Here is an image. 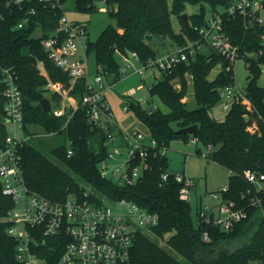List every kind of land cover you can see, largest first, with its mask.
Masks as SVG:
<instances>
[{
	"label": "trees",
	"instance_id": "trees-1",
	"mask_svg": "<svg viewBox=\"0 0 264 264\" xmlns=\"http://www.w3.org/2000/svg\"><path fill=\"white\" fill-rule=\"evenodd\" d=\"M104 2L106 11L116 18L117 23L104 27L95 40L89 39L87 55H94L96 72L103 73L113 84L120 80L122 54L135 51L142 61H146L157 56L151 43L154 39L168 37L178 46L196 40L199 38L196 27L206 22L203 2H208L214 12L220 6L227 8L232 0H171L170 5L168 0ZM195 3H202L201 10L190 14L187 23L183 14L188 4ZM32 7L36 12L28 15ZM76 7L81 11L97 9L95 0H76ZM0 10L3 13L0 18V66L12 67L16 71L23 95L25 131L31 133V126H40L48 134L63 133L69 141V147L60 146L53 150L60 164L43 154L31 140L24 144V176L29 188L51 199L63 200L73 192L84 191L86 187L81 185L82 181L111 201L126 198L157 212L160 216L157 226L137 231L131 250L132 264H264V215L257 206H250V196H243L250 185L243 175L244 170L250 168L264 172V86L257 82L264 64V25L256 21L250 23L241 14L223 15L227 34L239 46L240 58H245L249 64V82L244 90L253 103L258 131L249 129L250 122L244 117L245 107L238 102L232 105L224 119L212 116L211 110L220 102V89L235 82L234 71L227 69L229 62L213 51L198 52L195 58L182 62L171 72H164L163 79L150 85V94L157 96L168 110L159 108L150 112L135 100L128 101V111L136 114L159 146L169 147L176 138L190 141L197 137L196 153L202 154L203 149L210 146V158L230 171L228 190L222 196L247 208L249 217L233 230L224 231L215 225L200 224L198 208L194 214L192 204L180 199L181 184L173 174L162 182L161 174L169 171L166 154H151L148 157L150 168L133 184L119 185L103 177L99 163L107 153L106 138L103 129L90 120L86 108L81 105L86 79H78L72 85L68 73L52 61L41 42L45 35L58 27L63 11L55 12L36 2L25 6L7 4V0H0ZM172 13L180 18L181 32L173 28ZM24 17H28V21L19 28L18 23ZM38 27L42 32L40 36L35 35ZM39 61L44 64L47 75L41 73ZM219 64L222 65L219 72L210 78L212 70ZM1 79L0 68V146L7 134ZM49 79L60 82L80 103L69 120L65 114L58 116L54 113L61 106L63 97L48 90ZM175 80L180 84L178 88L174 86ZM190 88L196 103L192 107L185 100ZM45 97L51 102V113L42 108L41 101ZM125 98L122 95L121 105ZM194 124L198 125L195 133L178 132L180 128ZM90 140L96 148L94 153L90 152ZM68 148L74 149L73 155H67ZM12 206L13 199L3 194L0 183V264H18V242L8 234L5 219ZM253 228L249 240L240 242ZM205 230L209 234L207 239L203 234ZM158 238L166 240V247L160 245ZM46 241L49 244L51 239Z\"/></svg>",
	"mask_w": 264,
	"mask_h": 264
},
{
	"label": "built area",
	"instance_id": "built-area-1",
	"mask_svg": "<svg viewBox=\"0 0 264 264\" xmlns=\"http://www.w3.org/2000/svg\"><path fill=\"white\" fill-rule=\"evenodd\" d=\"M31 2L42 4L45 8L58 12V27L42 38V45L52 61L68 73L74 85L78 79H86V88L81 105L87 110L90 120L103 129L105 138L114 143L107 146L105 158L99 163L101 175L112 179L119 185L133 184L150 168L148 157L151 154H166L169 148L159 146L157 140L148 131L138 128L125 130L115 120L114 113L106 99L108 85L101 72H95L92 79L88 77L87 46L89 41L88 28L80 23L69 21L64 12L63 0H7V4L25 6ZM106 11V7L101 8ZM36 12L32 7L27 14ZM241 14L248 22L256 21L264 25V0H232L227 8H219L212 12L204 25L196 27L199 38L188 41L178 47L177 51L169 52L160 58L142 61L137 52L122 54L120 79L132 73L143 75L147 69H160L171 72L182 62L195 58L198 52H206L207 46L229 63L227 69L234 71V64L240 58L239 46L227 34L224 14ZM0 18L3 13L0 10ZM28 21L24 17L19 23L21 28ZM209 52V51H208ZM140 62L142 65L138 66ZM220 68L222 65H218ZM41 73L47 75L44 64L39 61ZM2 94L5 98L3 121L11 123L12 132H8L0 146V183L3 194L13 199V206L5 219L8 222L7 232L17 240L16 259L18 264H132L131 250L138 230L157 226L160 216L126 198L115 201L96 192L93 187L85 188L81 193L73 192L63 200L51 199L42 193L29 188L24 176L22 148L37 133H28L24 128L23 95L17 83V74L12 67H1ZM191 78L192 75L189 74ZM111 85V83H110ZM46 87L58 92L63 99L61 106L54 110L58 116L67 115L69 120L78 109L79 102L65 90L60 82L49 79ZM135 97V92L144 88L138 85L130 89L123 103V110H129V100H135L150 112L160 108L154 96ZM245 107L244 117L250 122L249 129L258 131V123L254 116V106L245 90L234 82L220 89V106L228 113L234 103ZM67 120V121H68ZM66 121V122H67ZM198 144V138L191 139ZM210 146L207 147V156ZM74 154L68 148L67 155ZM171 174L181 184L179 197L190 202L194 180L184 172L166 171L161 174L162 182H166ZM243 175L249 186L243 196H250V206H257L264 215L263 193L264 172L247 168ZM228 190V186L221 191ZM99 198V199H97ZM215 199L217 195H215ZM200 224L215 225L224 231H231L242 220L249 217L247 208L238 206L235 201L223 198L215 205L198 206ZM204 238L209 234L205 230ZM51 241L47 244L46 240ZM62 246L60 252L59 247Z\"/></svg>",
	"mask_w": 264,
	"mask_h": 264
},
{
	"label": "rangeland",
	"instance_id": "rangeland-1",
	"mask_svg": "<svg viewBox=\"0 0 264 264\" xmlns=\"http://www.w3.org/2000/svg\"><path fill=\"white\" fill-rule=\"evenodd\" d=\"M97 9L94 11H81L76 7V0H65L64 2V12L73 23H83L88 27L89 39L95 40L100 32L108 24L116 25L117 20L114 16H111L109 12L103 11L101 8L106 5L104 0H95ZM169 5L171 0H168ZM205 7L206 19H209L213 10L208 2H203ZM202 3L188 4L186 7V12L188 15L192 13L200 12ZM220 8H226L220 6ZM172 24L173 28L177 32H181L182 23L178 14L172 13ZM190 18V16H189ZM42 32L39 27L37 28L35 35L40 36ZM152 46L157 50V56L160 58L167 54L168 52H173L178 50V43L174 42L172 39L166 37L163 39L152 40ZM203 49L208 52L210 51L207 46H203ZM122 59V58H121ZM123 61V60H122ZM87 62L89 65L88 77L91 80L94 73L97 71V65L94 55L91 53L87 55ZM138 66L142 64L137 63ZM262 71H260L257 82L264 86V64L261 65ZM220 67L216 66L211 74L210 78H214L219 72ZM249 64L245 58H239L234 64V80L237 86L244 90L249 82ZM164 77V72L160 69L155 71L147 69L143 72V75L138 73H132L125 78L118 80L117 82L110 85V82L105 79L108 88L106 89V99L111 107L116 122L125 130H130L133 128H138L143 131H147L146 126L138 119L136 114L131 111H124L121 105L122 95L128 93L130 89H133L143 84L144 88L137 90L135 92V97H149V86L155 81L161 80ZM174 86L178 88L180 86L178 80L174 81ZM189 106L196 105L194 101L193 89L190 88L189 93L185 96ZM154 101L160 105L163 110H168L169 108L163 104L157 96H154ZM212 116L217 119H224L225 114L221 110L220 104H217L211 110ZM13 126L11 123L7 124V131L12 132ZM31 130L35 131L37 134L33 136L31 142L34 144L43 154H45L52 161L60 164L58 157L54 154L53 150L56 147L68 146L69 141L66 139L63 133L48 134L40 126H31ZM115 142L106 139V145L112 147ZM98 145V144H97ZM206 153V149H203ZM166 155L169 161V171L170 172H185L186 175L194 180V186L191 190L190 203L193 206V213L195 214L196 208L200 205H215L222 199L221 191L229 185L230 181V171L213 161L209 155L203 156L202 154L196 153V144L193 141H185L184 138H176L171 143L169 148L166 150ZM75 177H78L74 172L70 171ZM86 188L91 189L90 184H85L80 181ZM217 195L218 199H215ZM255 228V227H254ZM254 228L249 231V233L240 239V242H245L249 240L250 235L253 233ZM160 245L166 247V240L158 238ZM174 255H177L173 250H170Z\"/></svg>",
	"mask_w": 264,
	"mask_h": 264
},
{
	"label": "water",
	"instance_id": "water-1",
	"mask_svg": "<svg viewBox=\"0 0 264 264\" xmlns=\"http://www.w3.org/2000/svg\"><path fill=\"white\" fill-rule=\"evenodd\" d=\"M183 18L185 19V21L187 23H189V15H188V13H184L183 14ZM263 46H264V43H263ZM41 105H42V108H43V110L45 112H47V113H51L52 112L51 102H50V100L47 97H45V98L42 99ZM197 128H198V125L197 124H194V125H191V126H187V127L180 128L178 130V132L179 133L193 134V133L196 132ZM89 146H90V152L91 153H94L96 151V148L94 146L93 140H90Z\"/></svg>",
	"mask_w": 264,
	"mask_h": 264
},
{
	"label": "crops",
	"instance_id": "crops-1",
	"mask_svg": "<svg viewBox=\"0 0 264 264\" xmlns=\"http://www.w3.org/2000/svg\"><path fill=\"white\" fill-rule=\"evenodd\" d=\"M169 53V52H168ZM166 55V54H165ZM185 173V172H184ZM186 174V173H185Z\"/></svg>",
	"mask_w": 264,
	"mask_h": 264
}]
</instances>
